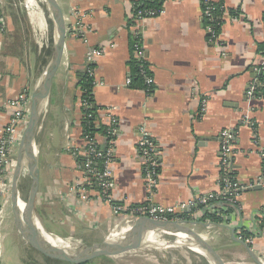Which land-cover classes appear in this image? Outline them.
Returning a JSON list of instances; mask_svg holds the SVG:
<instances>
[{"label":"crops","instance_id":"0c3cea01","mask_svg":"<svg viewBox=\"0 0 264 264\" xmlns=\"http://www.w3.org/2000/svg\"><path fill=\"white\" fill-rule=\"evenodd\" d=\"M58 1L67 24L66 47L37 134V211L48 230L70 242L92 245L105 238L120 218L113 206L101 201L98 188L79 164L85 157L86 108L80 82L89 67L94 103L88 108L94 111L90 117L94 116L96 129L102 130L95 134L101 148L108 147L110 115L117 121L110 195L114 206H173L218 191L225 129L239 131L232 177L244 186L256 181L262 159L251 129L241 126L240 120L248 115L255 122L264 148V96L247 93L264 66L258 50L264 43V0H215L223 1L225 10L215 38L207 31L201 0H167L162 14L139 22L134 13L143 0ZM0 5L5 30L0 35V126L5 127L16 110L13 104L22 95L31 96L52 44L53 27L43 2L49 43L42 45L41 13L33 20L20 3L1 0ZM138 40L148 62L147 90L127 84ZM94 51L102 54L91 62L88 55ZM204 100L207 106L202 111ZM143 126L155 143L154 157L160 165L155 185L146 177L139 150ZM16 156L13 152V160ZM7 176L0 174V206L4 198L9 204L0 213V264H66L20 235L10 205L12 177L8 194L1 181ZM84 185L86 202L78 192ZM239 204L241 211L225 217V224L203 219L195 228L212 240L226 264H255L231 231L235 229V236L245 243L254 239L251 248L264 259V189L242 192ZM147 239L154 241L150 234ZM199 262L206 264L202 258Z\"/></svg>","mask_w":264,"mask_h":264},{"label":"water","instance_id":"95a60500","mask_svg":"<svg viewBox=\"0 0 264 264\" xmlns=\"http://www.w3.org/2000/svg\"><path fill=\"white\" fill-rule=\"evenodd\" d=\"M43 2L51 18L53 39L31 92L29 122L18 148L11 180V207L20 234L49 257L66 264H88L100 257L122 255L147 246L175 248L179 245L193 252L197 250L198 252L195 253L206 264H226L214 246L194 229L195 224L160 221L148 216H121L101 241L80 246L78 242H70L51 232L42 222L37 211V196L40 188V148L37 144V134L55 75L63 59L67 40V24L61 4L58 0H43ZM26 174L31 178L27 187L24 185ZM252 190L261 191L263 188L256 186L250 189ZM235 231V229L231 231L232 238L245 247L255 264H264V259L247 243L239 240L235 236ZM149 234L171 241L164 244L151 242L147 240ZM50 238L58 243H52Z\"/></svg>","mask_w":264,"mask_h":264},{"label":"built area","instance_id":"2783aa9c","mask_svg":"<svg viewBox=\"0 0 264 264\" xmlns=\"http://www.w3.org/2000/svg\"><path fill=\"white\" fill-rule=\"evenodd\" d=\"M155 0H143V2H152ZM160 2L161 6L158 9L154 8H145L135 10L134 18L136 21H143L147 18L156 17L163 13V6L167 0H156ZM1 2V0H0ZM205 2L211 3L215 0H205ZM225 11V10H224ZM224 13V12H223ZM2 8L0 5V35L5 32L3 27V16ZM204 16L211 22L215 21V18L211 12V8H207L204 11ZM83 17V16H81ZM84 18V17H83ZM83 25V24H82ZM76 30L78 34L81 29ZM207 31L209 32L212 38L216 37L214 27L207 25ZM86 42V41H85ZM134 57L139 62L143 63L145 61V52L142 47L140 40H138L134 46ZM102 54V51H94L88 55L89 61L92 62L94 57ZM87 73L92 76L93 71L89 67ZM140 74L145 79L146 85L150 86L151 81L148 77L147 71L144 68H141ZM127 84L130 86L132 84L131 77L128 79ZM255 86L253 85L248 90V95L253 96L255 91ZM13 105H15L16 110L13 113V116L7 126H0V174L6 176L10 172L13 174L16 158L13 160L12 154H15L18 151L24 130L29 122L30 109H31V96L22 95L19 100H17ZM86 108L89 107L87 102L84 103ZM207 100H204L202 111L206 110ZM110 123L106 126L107 129V138H108V147L101 148L98 144V141L94 136L87 135L84 137V149L85 157L81 164L82 172L89 176L92 184L98 188L99 197L102 202L113 206V210L117 216H128V215H137V216H148L155 220L168 221V222H178L180 224H203V218L206 214L205 209L214 210L215 206L221 199L226 200L230 204L236 205L241 211L239 204V197L242 192L253 189L256 186H261L264 189V148L261 147L259 136L256 132L255 122L248 116L244 115L240 120L241 126L249 127L252 131L253 144L258 147L259 155L262 159V173L252 184L244 186L239 184L235 178H233V172H235L233 166V158L235 153V143L238 138L239 131L235 132L229 129H225L221 133V179L220 187L216 192H212L206 195H197L192 200L186 203L176 204L173 206H139L135 208H124L119 206H114L111 201V190L114 186V148L113 142L114 137L116 136V119L114 116L110 115ZM141 139L139 142V150L142 153V156L145 161V171L146 177L152 185L156 184V177L159 171V162L154 157L155 143L153 142L148 129L143 126L141 128ZM79 149V148H77ZM77 155V154H76ZM79 195L81 199L86 202L88 201V190L86 186L78 187ZM4 210L1 209L0 213ZM192 216V218H191ZM191 218V219H188ZM195 226V225H194ZM1 227V224H0ZM264 234V233H263ZM203 236V235H202ZM205 237V236H203ZM253 237V236H252ZM206 238V237H205ZM207 239V238H206ZM246 243L254 245V239L247 238Z\"/></svg>","mask_w":264,"mask_h":264},{"label":"trees","instance_id":"16d2710c","mask_svg":"<svg viewBox=\"0 0 264 264\" xmlns=\"http://www.w3.org/2000/svg\"><path fill=\"white\" fill-rule=\"evenodd\" d=\"M203 10H207V8H211V12L215 18L214 22H211L207 18L206 24L211 25L214 27V31L217 32L220 29V26L222 24V14L224 12V2L223 1H215L211 3H206L205 0H201ZM161 4L158 1H152V2H142L137 4L135 10L138 9H145V8H154L158 9L160 8ZM51 23V22H50ZM1 28V24H0ZM258 50L264 55V43L258 44ZM262 73L259 74L256 78V88L254 91L255 97H263L264 96V66ZM141 68H144L148 72V62L145 60L143 63L139 62L138 60L135 59L133 56L131 62H130V69H131V79H132V84L131 87L137 88V89H143L147 90V85L145 82V79L143 76L140 74ZM148 74V73H147ZM80 88L83 92V100L87 102L88 104L94 103L93 99V80L89 76V74L83 75L82 76V81L80 82ZM91 114H94V111H92L90 108H84L83 109V115L84 118L82 119V126H83V131L85 136L91 135L94 136L98 131L102 130H97L96 126L94 124V116L90 117ZM104 132V131H103ZM216 206L214 208V213L210 209H205L206 214L204 215V220L208 219L212 223L216 225H222L225 224L226 222L224 221L225 217H230L233 214H237L239 212V208L236 205L230 204L224 199L219 200L216 202ZM218 211V212H217ZM212 212V213H211ZM223 216V217H222ZM192 218V216H191ZM188 218V219H191ZM249 236L250 234L247 232L245 234Z\"/></svg>","mask_w":264,"mask_h":264},{"label":"rangeland","instance_id":"374dc122","mask_svg":"<svg viewBox=\"0 0 264 264\" xmlns=\"http://www.w3.org/2000/svg\"><path fill=\"white\" fill-rule=\"evenodd\" d=\"M16 4L20 3L25 7L26 9V0H13ZM47 104L45 105L46 110ZM44 110V112H45ZM9 176L10 179L12 177V173L10 172L6 178H3L5 192L8 194L10 192L9 187ZM31 181V178L28 174L25 175L24 178V185L26 187L29 185ZM26 194V193H25ZM7 201V198H4V203L2 206H0V210L5 208L6 205H9ZM11 205V204H10ZM12 210V207H11ZM12 217L15 222L14 214L12 213ZM16 225V222H15ZM191 225V224H189ZM196 230L195 226H193ZM17 228V226H16ZM18 229V228H17ZM19 231V230H18ZM20 233V232H19ZM199 233V232H198ZM201 234V233H200ZM21 235V234H20ZM202 235V234H201ZM22 236V235H21ZM23 237V236H22ZM153 240L157 241L159 243H168L171 241V239L157 237L156 235H153ZM208 241H212L210 239H207ZM70 241V240H68ZM212 243V242H211ZM79 245V242L77 243ZM81 245H86V243H80ZM88 245V244H87ZM214 245V243H213ZM195 252H198L195 250ZM191 250H189L187 247H183L181 245L175 247V248H163V247H154V246H147L141 249L133 250L127 253H124L122 255H117L116 261H112L111 259H107V257H100L97 259L92 260L88 264H94V263H100V264H201L196 259H199V256L197 253H195ZM191 253H194L196 255H193ZM114 257V256H113ZM193 257L196 259H193ZM189 258L190 261H188ZM111 260V261H110ZM131 262V263H130Z\"/></svg>","mask_w":264,"mask_h":264},{"label":"bare ground","instance_id":"6f19581e","mask_svg":"<svg viewBox=\"0 0 264 264\" xmlns=\"http://www.w3.org/2000/svg\"><path fill=\"white\" fill-rule=\"evenodd\" d=\"M26 7L29 11V14L31 16V18L33 20H36V16L39 15L40 13L42 14V20L40 21V25H42L39 29H38V33L40 34L41 38H42V41H41V44L42 45H45L47 46L48 43H49V40L48 38L45 36V33H44V26H43V15H44V6H43V1L42 0H26ZM37 14V15H36ZM48 15V14H47ZM39 21V20H38ZM48 30V29H47ZM24 239V238H23ZM51 242H55V243H58L56 240H52L50 238ZM148 240V239H147ZM148 241H151V240H148ZM152 242V241H151ZM154 242V241H153ZM66 245H69V243H66ZM72 245V244H70ZM115 258H117L118 256H114ZM190 259L192 258H189L188 261H190ZM193 259H196V257ZM197 261H200L201 258L199 257V259H196ZM131 263V262H130ZM132 264V263H131Z\"/></svg>","mask_w":264,"mask_h":264}]
</instances>
